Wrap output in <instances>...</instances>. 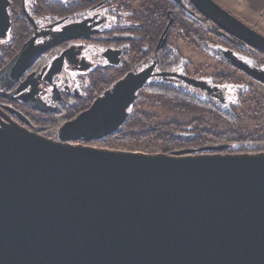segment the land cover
I'll list each match as a JSON object with an SVG mask.
<instances>
[{"label": "water", "instance_id": "obj_1", "mask_svg": "<svg viewBox=\"0 0 264 264\" xmlns=\"http://www.w3.org/2000/svg\"><path fill=\"white\" fill-rule=\"evenodd\" d=\"M171 1L182 7L183 0ZM187 1L226 34L264 53V36L215 1ZM9 8V0H0V40L11 27ZM79 32V25L68 26L40 47L36 34L0 71V84L18 80ZM218 53L264 86L263 71L231 51ZM61 64L62 58L54 62L50 76ZM153 72L127 74L63 124L54 133L57 141L0 126V264H264V154L152 155L79 144L116 134L154 76L206 88Z\"/></svg>", "mask_w": 264, "mask_h": 264}, {"label": "flooded vegetation", "instance_id": "obj_2", "mask_svg": "<svg viewBox=\"0 0 264 264\" xmlns=\"http://www.w3.org/2000/svg\"><path fill=\"white\" fill-rule=\"evenodd\" d=\"M28 1L25 0L23 7L21 0L18 9H13L10 4L11 27L6 37L0 40V71L36 34L39 39L35 46L40 47L64 28L79 25V38L66 41L43 54L18 80L5 83V87L0 84V126H17L54 140V133L60 127L49 130L50 122L61 119L62 124H65L75 119L127 74L151 67H154V74L184 76L204 83L206 88L189 85L177 76H154L144 89L151 84L165 83L176 88L186 87L195 95L200 92L209 102L217 100L222 105L226 104V89L223 86L189 73L191 66L187 67L185 62L180 63L178 53L168 49L170 35L165 46L161 43L163 34L155 48L143 43L145 37L137 42L134 33L136 24L131 20V14L138 10L139 3L131 4L129 0L126 5L121 0H44L45 4L42 5L30 4ZM55 6L60 8L61 14L52 19L49 12ZM182 9H189L197 25L213 31L214 35L207 36H213L218 43L212 45L213 52L206 55H215L233 74L237 73L259 84L233 68L218 51H231L242 63L263 72L264 53L226 34L220 27L206 20L187 0L182 1ZM170 18L171 13L168 19L169 23L172 20L173 25V19ZM59 58H62L61 71L50 76L54 62ZM120 76L122 78L114 83L115 77ZM241 86L235 88L241 89Z\"/></svg>", "mask_w": 264, "mask_h": 264}, {"label": "trees", "instance_id": "obj_3", "mask_svg": "<svg viewBox=\"0 0 264 264\" xmlns=\"http://www.w3.org/2000/svg\"><path fill=\"white\" fill-rule=\"evenodd\" d=\"M101 1V0H99ZM13 9H18L21 0H9ZM32 4L44 5V0H31ZM140 7L131 14V20L136 24L134 33L137 42L143 40L145 45L155 48L158 39L166 30L171 13L173 25L170 27L168 35L175 29L181 31L184 39L191 45L197 47L198 33L194 28L205 30L192 19L189 9H182L176 6L171 0H134ZM58 3V2H57ZM39 12H42L41 10ZM49 16L53 19L61 14L60 8L55 6L51 9ZM48 16V17H49ZM207 34L214 35L213 31L205 30ZM205 50L212 53L213 42H206ZM198 49L202 47H197ZM2 66L0 65V69ZM237 74V73H236ZM117 78V77H116ZM116 78L114 83L116 82ZM119 78H122L120 76ZM118 78V79H119ZM218 85L230 83L233 85H242L238 77L232 75L223 81H216ZM152 87V88H150ZM153 98H151L154 107L168 114H176L188 118L178 120L160 121L159 117L146 115L137 109L134 105L130 110V116L123 127L113 136L107 137L102 141L92 142V144L103 145L110 150L125 149L131 152H140L142 150L158 149L162 154L174 155L176 153L193 151L195 155L203 154H222V155H258L264 154V138H255L245 135L242 124L244 119H250L251 115L256 116L253 122L256 126L263 119L264 99L247 89L241 93L237 104L229 106L215 105L205 99H200L191 92H185L176 87H171L165 83L151 84L149 86ZM250 88V87H249ZM145 90V89H144ZM142 92V91H141ZM141 92L138 95L136 103L141 100ZM101 92H98L100 94ZM246 96H254L253 99H247L251 102V107L247 113H237L238 108L244 104ZM95 98V97H94ZM192 117V118H190ZM57 123V122H56ZM55 122H50L54 128ZM63 124H57L55 128ZM223 125L228 131L219 130L218 126ZM206 126V127H204ZM52 129V128H51ZM226 146L227 149L222 152L201 150Z\"/></svg>", "mask_w": 264, "mask_h": 264}, {"label": "rangeland", "instance_id": "obj_4", "mask_svg": "<svg viewBox=\"0 0 264 264\" xmlns=\"http://www.w3.org/2000/svg\"><path fill=\"white\" fill-rule=\"evenodd\" d=\"M121 2L124 5H126L128 3V0L127 1L121 0ZM129 2H131V4L136 3L134 2V0H129ZM27 3L31 4L32 2L31 0H29ZM216 3L219 6H221L224 10L229 12L232 16L237 18L239 21H241L242 23H244L245 25H247L248 27H250L257 33H259L260 35L264 36V16H261V17L252 16V15H249L247 12H243L233 7L231 8L229 7L230 9L228 10L225 6L223 7L218 2ZM194 31L198 33V39L196 38V43H199V44L197 45V47L199 46L202 48L198 49L196 46L191 45L190 42L184 39L185 35L178 29H175L170 34L169 42H168V46H169L168 49L172 50L173 52L176 51L178 53V57L180 58L179 60L180 63L185 62L187 67L191 66L188 69L189 73L193 75L194 74L199 75V77L201 78H207L212 83L217 84L219 82H215L214 80L223 81L225 78L231 77L232 75H235L236 77H238L239 81L241 82L240 84H243V86L240 87L241 89H236L237 85H233L230 83H223V85H220V86H223V89L224 88L226 89L225 91L226 104L222 106H229L230 104H237L239 96L241 95V93H244L245 91H247V89H250V90L252 89V91H254L256 95L261 96L264 99V86L251 82L250 80L244 77H241L240 75L236 73L233 74L232 70L225 67L220 62V60L215 57V55H212V56L206 55L209 52L208 51L206 52L205 50V47H204L206 46L205 43L206 42L208 43L210 41V42H213L214 45H217L218 41L216 38H214L213 36L208 37L207 32L200 28H197V29L194 28ZM118 78L119 77L116 78V81L118 80ZM150 88L143 90L141 92V100L138 103H135L139 111H141L142 113H145L146 115L157 116L159 117L160 121L171 120L173 118L182 120V118L184 119V118L189 117V116L181 117V116H177L176 114H168L154 107V105H152L151 98H153V96L155 95L151 93V91L149 90ZM176 89L189 92V90L186 87H177ZM197 94L199 96H197ZM197 94H196L197 97H199L200 99H204L200 92H198ZM253 98L254 96H246L244 98V101H246V104H244L243 106L241 105L238 108L237 113L239 114L247 113L249 110V107L252 106L251 102L247 101V99H253ZM213 103L215 105H221L217 100H215ZM250 117L252 118V120H254L256 116L251 115ZM252 120L244 119L243 124H242V128H243L242 133H244L245 135L248 134L250 136H254L255 138H264V112H263V119L259 121V124L257 126L255 125L256 123L253 122ZM62 122L63 120L61 119L58 120L57 123L55 122L56 124L54 125V128L57 124H62ZM50 128H52L53 130L57 129V128L54 129L52 126H50ZM52 129H49V130H52ZM218 129L219 130L226 129V131L229 130V128L227 129L223 125L218 126ZM54 140H57V139L55 138ZM79 144L82 146H89V147H93L97 149L110 150L109 148L103 145L95 144V143L94 144L79 143ZM110 151H121V152H128V153H143V154H152V155L161 154V151L158 149L142 150L140 152H131L125 149H120V150L112 149Z\"/></svg>", "mask_w": 264, "mask_h": 264}, {"label": "crops", "instance_id": "obj_5", "mask_svg": "<svg viewBox=\"0 0 264 264\" xmlns=\"http://www.w3.org/2000/svg\"><path fill=\"white\" fill-rule=\"evenodd\" d=\"M228 10L233 7L252 16H264V0H214ZM230 7V8H229Z\"/></svg>", "mask_w": 264, "mask_h": 264}]
</instances>
